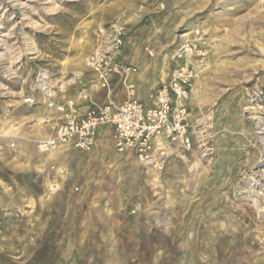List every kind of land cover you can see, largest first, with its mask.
Returning a JSON list of instances; mask_svg holds the SVG:
<instances>
[{"label": "rangeland", "instance_id": "rangeland-1", "mask_svg": "<svg viewBox=\"0 0 264 264\" xmlns=\"http://www.w3.org/2000/svg\"><path fill=\"white\" fill-rule=\"evenodd\" d=\"M99 28L119 32L114 56L136 68L142 100L184 61L173 58L183 43L203 54L191 57L189 149L145 167L105 133L68 153L70 183L89 188L90 226L106 232L84 240L83 264H264V0H0V171L31 183L53 173L33 142L45 109L21 103L43 82L59 99L86 87L98 102L126 98L118 75L110 92L89 86ZM104 199L97 224L91 201ZM31 228L0 217V247Z\"/></svg>", "mask_w": 264, "mask_h": 264}, {"label": "built area", "instance_id": "built-area-1", "mask_svg": "<svg viewBox=\"0 0 264 264\" xmlns=\"http://www.w3.org/2000/svg\"><path fill=\"white\" fill-rule=\"evenodd\" d=\"M116 33V34H115ZM119 32L107 28L98 29V46L85 59L86 66L95 74L92 84L95 90L110 92L111 78H123L126 98L116 102L110 93L98 102L89 87L76 96L54 98V92L40 87L39 95L28 93L21 103L45 109L38 134L33 139L36 151L48 159V192L59 190L58 179L63 174L55 167V156L63 151L88 152L97 143L99 135L107 133L112 150L116 154H131L141 166L150 167L163 163L178 149H189V133L186 100L198 75L191 57L200 56L191 43H183L173 58L176 63L168 78L154 86L146 100L134 95L135 85L128 76L136 71L131 64L116 60L114 50L120 47ZM41 74L38 76V81ZM0 137H7L0 134ZM14 148L15 142L9 141ZM47 177V178H48ZM76 189L78 187H75Z\"/></svg>", "mask_w": 264, "mask_h": 264}, {"label": "crops", "instance_id": "crops-1", "mask_svg": "<svg viewBox=\"0 0 264 264\" xmlns=\"http://www.w3.org/2000/svg\"><path fill=\"white\" fill-rule=\"evenodd\" d=\"M12 131L7 126L4 133ZM68 153L63 151L58 155L62 160L60 170H63V178L58 179L59 190L55 193L48 192L49 177L39 178L35 174L39 180L21 182L0 171L2 221H27L32 225L31 233L17 231L15 236L8 235L7 242L0 247V264H83L88 261L83 250L84 240L90 236H106L104 230L90 226L89 188L81 185L75 189L77 186L69 181L73 171L65 165ZM104 201L100 204L96 200L91 201L97 224L107 222L105 215L109 207Z\"/></svg>", "mask_w": 264, "mask_h": 264}, {"label": "bare ground", "instance_id": "bare-ground-1", "mask_svg": "<svg viewBox=\"0 0 264 264\" xmlns=\"http://www.w3.org/2000/svg\"><path fill=\"white\" fill-rule=\"evenodd\" d=\"M197 32V31H196ZM195 32V33H196ZM192 34V33H191ZM190 35V34H189ZM41 74V73H40ZM44 76H43V74H41V79H40V82L39 83H41L42 82V78H43ZM46 78V77H45ZM40 87H42V88H46L47 90H49L48 92H50V93H52L51 91H50V89H49V87L43 82V84H41V86ZM56 170H57V168H56ZM57 172L58 173H63V170H57ZM256 205V204H255Z\"/></svg>", "mask_w": 264, "mask_h": 264}]
</instances>
